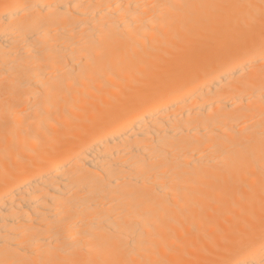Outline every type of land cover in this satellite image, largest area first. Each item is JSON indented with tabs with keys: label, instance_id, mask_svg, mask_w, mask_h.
<instances>
[{
	"label": "bare ground",
	"instance_id": "bare-ground-1",
	"mask_svg": "<svg viewBox=\"0 0 264 264\" xmlns=\"http://www.w3.org/2000/svg\"><path fill=\"white\" fill-rule=\"evenodd\" d=\"M0 264H264V0H0Z\"/></svg>",
	"mask_w": 264,
	"mask_h": 264
}]
</instances>
